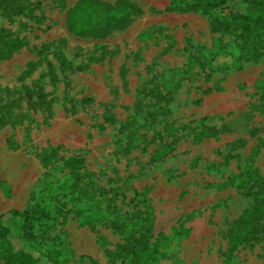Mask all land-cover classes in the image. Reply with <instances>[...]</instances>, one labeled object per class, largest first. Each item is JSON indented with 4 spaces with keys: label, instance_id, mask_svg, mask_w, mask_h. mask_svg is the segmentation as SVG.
I'll return each instance as SVG.
<instances>
[{
    "label": "rangeland",
    "instance_id": "1",
    "mask_svg": "<svg viewBox=\"0 0 264 264\" xmlns=\"http://www.w3.org/2000/svg\"><path fill=\"white\" fill-rule=\"evenodd\" d=\"M29 1L25 14L0 15L28 41L0 61V214L46 207L36 242L65 262L124 264L113 254L122 217L150 209L152 241L168 237L154 264H264V233L236 248L231 238L254 203L238 183L264 182V58L213 32L207 15L158 12L171 0H101L143 10L101 36L69 28L82 0ZM72 155L96 173V199L58 189ZM8 221L24 232L23 216Z\"/></svg>",
    "mask_w": 264,
    "mask_h": 264
},
{
    "label": "trees",
    "instance_id": "2",
    "mask_svg": "<svg viewBox=\"0 0 264 264\" xmlns=\"http://www.w3.org/2000/svg\"><path fill=\"white\" fill-rule=\"evenodd\" d=\"M31 5L29 0H0V15L14 18L25 14ZM142 12L141 8L128 1L112 5L101 0H82L70 12L68 24L72 31L80 35L101 36L115 28L128 26ZM158 12H195L207 15L213 32L236 34L241 47L250 55L249 59L257 61L264 58V0H171L168 6ZM27 44L25 37L0 28V61L8 59ZM58 57L60 67L66 70L69 61L62 53ZM47 65L52 69L51 63ZM158 96L162 97V94ZM85 100L89 101L90 98ZM59 149L60 146L53 147L46 152L43 162L56 160ZM61 158V167L69 173L58 189L70 195L71 201L96 199L92 179L96 173L86 168L85 158L75 155ZM238 186L245 189L246 195L254 196V203L231 232L233 248L241 243H253L259 234L264 233V182L245 185L240 181ZM53 197L57 198L58 194ZM16 216L25 219L26 228L23 233L14 234L9 224L8 220ZM44 217L51 219V212L41 206H36L32 212L12 209L0 214V264H84L78 259L65 262L59 257V250L48 252L37 244V232L35 228L33 232V226L36 220ZM121 221L118 230L124 242L118 245L113 254L124 258V264H154L166 256L164 248L168 237L160 233L152 241L153 218L150 209L136 217L123 216ZM139 225H142L141 228H135ZM113 226L119 227L115 223ZM181 232L188 235L190 229L185 228ZM92 263L98 264L95 260Z\"/></svg>",
    "mask_w": 264,
    "mask_h": 264
}]
</instances>
